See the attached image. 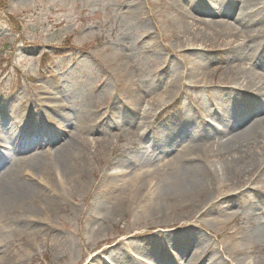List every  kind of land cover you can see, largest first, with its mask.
Masks as SVG:
<instances>
[{
	"label": "rangeland",
	"instance_id": "rangeland-1",
	"mask_svg": "<svg viewBox=\"0 0 264 264\" xmlns=\"http://www.w3.org/2000/svg\"><path fill=\"white\" fill-rule=\"evenodd\" d=\"M200 1L205 4L210 0ZM195 5L194 0H0V134L25 117L30 120L31 116H37L42 109L40 100L47 95L42 92L54 91L55 98L48 103L59 106L68 117L67 132H71V137L64 133L53 144L62 146L69 139L85 152L88 161L82 168V189L53 206L54 211L41 209L42 223L47 221L51 227L45 225L43 231L19 235L12 229L14 221L4 222L0 227V264H115L113 260L107 263L103 256L111 257L108 252L122 240L131 238V242H139L148 237H153L165 253L176 248L181 262L187 256H190L187 263L199 261L200 257L193 259L189 255L196 247L184 248L161 240L185 233L201 234L211 247L210 255H216L221 262L236 264L230 255L221 252L224 237L231 231H248L253 222L264 223L262 190L243 188L232 190L228 197L219 196L217 200L223 201L217 203L219 208L209 215L208 221L200 214L188 215L181 210L173 222H152L129 230L126 227L129 215L124 213L100 234L93 232V226L106 216L104 210L94 205L95 199L105 194L112 183L120 182V177L114 176L119 165L106 168L104 160H121L123 169L132 172L139 165L125 160L128 156L134 161L141 159L143 150L155 146L170 150L187 136L203 139L206 144L211 128L216 132L217 128L227 130L235 123L226 114L229 107L241 111L237 93L247 94V91L242 88L232 93V85L216 82L220 75L218 66L233 60L230 54L235 47L230 46L224 35H214L213 29L199 21L204 16L193 9ZM233 8L234 4L227 9L231 15ZM8 13L20 22L19 34ZM238 13L239 10L235 15ZM220 19L235 24L233 17L220 16ZM187 27L191 35L183 31ZM193 38L206 50L178 51L180 40L190 43ZM154 48L161 50L163 58L152 51ZM184 53L193 60L211 64V81L194 87L188 83L182 85L183 78L173 100L158 108L163 103L160 90L165 83L182 74L186 83L193 76L192 64L179 62ZM261 53L264 47L251 61L244 54L234 60L244 67L247 62L255 64ZM164 64L168 67L161 75L162 80L151 81L161 73ZM256 68L264 74L261 67ZM124 73L133 75L137 82L130 84ZM257 93L248 95L255 97ZM155 100L158 102H154L153 108L147 109ZM117 105L124 110H112ZM261 112L264 114V109ZM211 120H218L217 128ZM142 121L145 122L138 127ZM75 122L81 129H77ZM83 128L91 133L86 134ZM24 140L18 138L14 145H21ZM247 150L259 151L257 147ZM241 153L239 149L218 151L210 160L218 159L212 162L213 167L222 172ZM260 155L264 164V152ZM20 156L15 154L17 159ZM261 166L256 168L258 172ZM29 169L33 170V166L29 165ZM256 169L251 168L247 174ZM260 179L264 182V170ZM235 184L237 180L230 186ZM226 201L231 205L221 211ZM226 210L233 213L227 222L217 224L211 220L217 211L222 212L220 218L224 219ZM151 254L147 259L158 264L159 254ZM208 258L204 264H210ZM245 260L261 264L264 255L252 254L247 258L243 255L241 263ZM167 261L164 264L174 263L173 258L164 260Z\"/></svg>",
	"mask_w": 264,
	"mask_h": 264
},
{
	"label": "bare ground",
	"instance_id": "bare-ground-1",
	"mask_svg": "<svg viewBox=\"0 0 264 264\" xmlns=\"http://www.w3.org/2000/svg\"><path fill=\"white\" fill-rule=\"evenodd\" d=\"M206 2L204 4L200 0H194L196 5L193 9L204 16L199 21L209 29H213L214 35H224L229 39L230 46L235 47L230 54L233 60L228 59L229 61L218 66L217 71H220V75L216 82L232 85V93L242 88L247 91V94L237 93V98L241 102V111L238 112L230 107L227 109V116L230 115L235 121L227 130H219L216 127L218 120H211L218 131L212 128L209 130V143L207 141L205 144L203 139L187 136L188 139L184 138L185 140H181L182 142L175 144L170 150L166 146H155L150 150H143L141 159L134 161L128 156L125 160L139 165V168L132 172L123 169L121 160L116 162L111 159L104 160L106 168L119 165L114 169L116 170L114 176L120 177L118 178L120 182L112 183L108 190H105V194L98 195L95 199L94 205L97 209L106 212L101 223H95L97 226H93V232L96 234H100L108 224H112L124 213L129 215L126 224L129 230L152 222H173L181 210L188 215L200 214L205 217V221H208L209 215L219 208L217 206L221 201L217 200L219 196L228 197L232 190L243 188L264 191V182L260 179L264 170L260 155L264 152V114L261 112L264 104L259 101H264V74L256 68L261 67L264 70V53L257 56L255 64L247 62L244 67H239L234 60L244 54L251 61L252 56L255 58L256 52L264 47V0ZM232 4L234 8L231 15L227 9ZM236 7L239 9H235ZM179 10L182 11L180 8ZM238 10L239 13L235 15ZM220 16L235 18V24L224 21V18L220 19ZM183 31L189 33L188 35L192 34L188 27ZM251 38L250 42L247 41ZM198 42L195 38L190 43L180 40L177 49L178 51H186L189 48L199 49L196 53L205 51V47ZM226 49L230 51L231 47ZM152 51L163 58L160 49L154 48ZM181 57L183 59L179 58L180 63L192 64L193 76L189 80L192 86L199 87L200 84H208L211 81L213 74L209 62L193 60L186 53ZM167 67L168 65L164 64L161 73L153 76L151 81L160 82L161 75ZM124 77L130 84L137 82L131 74L124 73ZM183 78L182 85H186V76L182 74L177 78H171L161 87L163 103H160L158 108L173 100L179 91V86H182L180 81ZM254 91L258 92L255 97L248 95ZM42 93L47 95L40 100L39 105L42 109L37 116H31L30 120L25 117L16 124L6 127L4 134H0V227L6 221H14L15 225L12 229L19 235L43 231L47 228L45 225L51 227L47 221L43 220L46 224L42 223L41 209L54 211L53 206L68 199L76 191H80L83 187L82 168L88 162L85 160V152L72 144L71 140L68 139L64 145L58 147L57 144H53V141L64 133L71 137V132H67L69 120L59 106L48 103L50 99L55 98L56 93L54 91ZM225 95L228 96L229 93L226 92ZM154 102L158 100L153 101V105L147 109H152L156 104ZM115 108L118 111L124 110L122 106H115L112 110L115 111ZM147 111L145 110L144 113H148ZM144 122L139 123L138 127ZM74 125L77 129H81L78 123L75 122ZM84 131L86 134L91 133L89 130ZM183 133L184 131L175 137ZM197 133L199 135L201 130L198 129ZM18 138H24L25 142L15 148L14 143ZM252 147H257L259 151L247 150ZM238 149L243 153L231 159L222 172L213 167L212 162L219 160L210 159L218 151ZM15 154L22 156L17 159ZM29 165L33 166V170L29 169ZM259 166L261 167L258 172L256 168ZM251 168L256 170L247 174ZM234 180H237V184L231 187L230 183L232 184ZM230 205L226 201L221 211L224 208L229 209ZM221 211L215 212L211 219L217 224L227 222V217L233 214L230 210H226L223 219L220 218ZM261 224L253 222L248 231L229 232L224 237L221 252L230 255L232 260L237 261L236 264H258L255 260H245L241 263V258L243 255L246 258L252 254L264 255V223ZM161 240L172 241L179 247L191 249L196 247V250H192L189 255L193 259L200 257V260L187 263L190 258L187 256L185 262H181L176 248L170 253H165L163 249H159L153 237L139 242H131V238L129 241L122 240L117 248L108 252L113 259L109 256H103V259L107 263H109L107 260H113L115 264H153L147 259L153 253L159 254L158 263L173 258L174 263L171 264H204L208 256L210 264H231L226 260L221 262L216 255H210L211 247L201 234H178L174 237H162ZM125 255L128 257L126 258Z\"/></svg>",
	"mask_w": 264,
	"mask_h": 264
}]
</instances>
